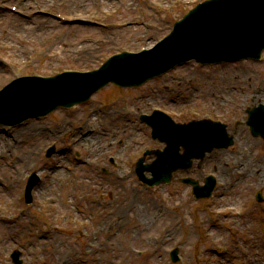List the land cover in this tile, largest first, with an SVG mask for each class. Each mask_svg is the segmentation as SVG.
<instances>
[{
  "label": "rangeland",
  "instance_id": "1",
  "mask_svg": "<svg viewBox=\"0 0 264 264\" xmlns=\"http://www.w3.org/2000/svg\"><path fill=\"white\" fill-rule=\"evenodd\" d=\"M91 1L0 0V90L24 77L92 72L115 55L150 49L208 0H95L101 6ZM93 42L98 48L88 54L72 50ZM259 105L264 54L258 63L203 68L191 62L140 88L111 84L86 104L12 129L0 126V150L6 153L0 157V190L1 183L10 185L0 194V216H9L0 221L6 227L0 232V264H13L16 250L23 264H174L175 249L178 264H264V203L256 201L258 192L264 198V140L251 135L246 113ZM155 110L180 124L220 121L235 144L219 157L213 156L218 150L208 155L200 168L195 163L177 173L171 185L148 188L139 182L136 164L147 151L166 147L141 122ZM88 120L95 129L84 135L105 142L102 148L93 144L95 151L90 146L93 152L81 145ZM33 124L42 134L22 133ZM52 146L57 152L47 158ZM22 156L28 160L18 162ZM31 162L37 166L27 170ZM33 174L40 183L27 205ZM210 174L218 179L210 200H196L180 183L187 176L203 182ZM39 190L56 199L39 200Z\"/></svg>",
  "mask_w": 264,
  "mask_h": 264
},
{
  "label": "water",
  "instance_id": "2",
  "mask_svg": "<svg viewBox=\"0 0 264 264\" xmlns=\"http://www.w3.org/2000/svg\"><path fill=\"white\" fill-rule=\"evenodd\" d=\"M175 29L158 49L141 56L123 54L112 58L100 71L88 75H65L48 80L21 79L14 82L0 93V123L15 126L29 118L44 117L58 108H72L85 103L92 94L110 82L120 87L141 86L191 59L203 65L259 59L264 51V0H212L191 11L176 24ZM81 78L85 79L84 83ZM249 114L252 133L264 137L258 122L264 121V107L254 109ZM171 125L174 128L172 131L185 130L187 137L193 141L197 132L195 128L206 127L210 131V134H206L210 143L201 149H192L188 145L185 155H177L179 143L172 137V131L164 133L151 125L153 137L160 138L169 147L165 153H156L158 160L153 165L143 166L140 162V179L149 186L171 182L172 173L178 168L174 165L177 157L190 166L193 158H203L215 148L226 149L233 145V138L228 136L224 125L209 122L188 126ZM146 171L153 172L154 178L146 179L143 175ZM186 183L194 186V194L198 199L210 198L215 184L212 178L204 188L190 180ZM30 190L28 202L31 201ZM177 254V251L172 254L175 262L178 260Z\"/></svg>",
  "mask_w": 264,
  "mask_h": 264
},
{
  "label": "bare ground",
  "instance_id": "3",
  "mask_svg": "<svg viewBox=\"0 0 264 264\" xmlns=\"http://www.w3.org/2000/svg\"><path fill=\"white\" fill-rule=\"evenodd\" d=\"M90 1V0H89ZM78 2V1H77ZM92 3H98L99 4V6H101V3H99V2H95V0H92L91 1V4ZM80 8V7H79ZM77 18V17H76ZM79 18H81V17H79ZM79 19L77 18V20L75 21V22H77ZM74 22V23H75ZM178 23V22H177ZM69 24H71V23H69ZM175 24L173 25V28H172V31H171V33H170V35H169V37L175 32ZM127 27H129V26H127ZM127 27H125L126 29V35H128V28ZM146 39V38H145ZM166 37L162 40L163 42L164 41H166ZM110 44H112V42H110ZM96 45V43L95 42H93L92 44H85V45H83L82 47H79V48H75V49H72V50H84V52H86L87 54L89 53V51H91V50H96L97 48H98V46H95ZM107 45V44H106ZM143 48V47H142ZM159 48V44H156L155 46H153V47H151L150 49H144L143 48V50H156V49H158ZM232 86L233 87H235L236 88V86H238V84H236V85H233L232 84ZM248 87V86H247ZM209 94H211L212 96L214 95V92H209ZM95 126H93V124L88 120V122L86 121L85 123H84V126H83V129H81V134L84 136V137H82L81 138V142L83 143V144H81V145H87V146H89V148H85L88 152H93V151H95V146H92L93 144H95V143H99V145H98V147L99 148H102V146H103V144L105 143V142H103L102 143V141H103V139L102 138H100L99 136H95V135H92L91 133L90 134H86V135H84L86 132H88V130H92V129H95L94 128ZM22 133H34V135H37V134H42V129H40L39 128V125H36V124H33V125H30L28 128H27V130H23L22 131ZM61 133V132H60ZM59 133V134H60ZM33 134H32V136L31 137H33L34 136ZM87 136V137H86ZM102 143V144H101ZM107 143H111V142H107ZM245 143V142H244ZM246 144V143H245ZM8 146H9V142L7 141V140H3V147L4 148H8ZM90 146H92V149H93V151H92V149H90ZM248 146V145H247ZM246 148H242L241 149V153H245V150ZM56 150V147H55V149H54V151ZM52 151V150H51ZM219 152H217V153H215L213 156H215V157H219L220 156V153L222 152L221 150H218ZM215 152V151H214ZM214 152H211L209 155H211V154H213ZM247 153V152H246ZM51 154L49 153V156H50ZM6 156V153L4 154L3 153V151L2 150H0V157L2 158V157H5ZM14 156H15V154H14ZM207 156L208 155H205L204 156V160L207 158ZM24 159H26L25 157H17V160H18V162H22ZM219 161H221V162H223L220 158H217ZM28 159H26L25 161H27ZM223 163H225V162H223ZM247 163H249V161H245V164H243V167H242V171H243V174L245 173V167H247L249 164H247ZM27 167H26V169L27 170H29V169H35L36 168V166H37V163H28L27 165H26ZM17 179H19V176L17 177ZM263 182V181H262ZM10 185H7L6 187H5V185H3L2 183H1V190H0V194H2L4 191H7L9 188ZM47 192L48 191H44V190H39V191H37V198L39 199V200H43V201H46V197L48 198V199H50V200H55L56 198H54V196L53 195H49V196H46V194H47ZM125 199H127V195L125 196ZM123 206H125V205H123ZM69 208V207H68ZM67 208V209H68ZM128 207L126 206V207H123V208H121L120 209V211H122V212H125L126 211V209H127ZM7 212H11V211H7ZM120 215V214H119ZM2 216H4V215H2ZM6 217H9V216H6ZM6 217L4 216V217H1L0 216V221L1 220H5L6 219ZM7 220V219H6ZM104 223H106V224H108V222L106 221V220H102ZM4 228H6V227H0V232H2V230L4 229ZM101 231V229L100 230H98V233ZM89 244L90 245H92L91 247L93 248L94 247V242L92 241V240H89ZM104 249H106V246H104L103 247Z\"/></svg>",
  "mask_w": 264,
  "mask_h": 264
}]
</instances>
